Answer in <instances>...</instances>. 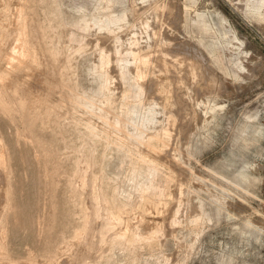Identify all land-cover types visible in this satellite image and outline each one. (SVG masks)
Returning <instances> with one entry per match:
<instances>
[{
    "label": "rangeland",
    "instance_id": "obj_1",
    "mask_svg": "<svg viewBox=\"0 0 264 264\" xmlns=\"http://www.w3.org/2000/svg\"><path fill=\"white\" fill-rule=\"evenodd\" d=\"M22 2L0 264H264V0H0V70Z\"/></svg>",
    "mask_w": 264,
    "mask_h": 264
},
{
    "label": "bare ground",
    "instance_id": "obj_2",
    "mask_svg": "<svg viewBox=\"0 0 264 264\" xmlns=\"http://www.w3.org/2000/svg\"><path fill=\"white\" fill-rule=\"evenodd\" d=\"M27 1V0H26ZM25 8L26 6L23 4H19V12L18 15H21V21H22V24H21V28L19 27L21 33H19L18 35H21V39H20V43L19 44H16V45H11L9 46L8 50H6V55H5V58H4V62L7 66V70L4 71V69L0 70V106L2 107V105H6L8 104V106L11 104V106H13L14 104V107L15 106H23L24 108V111H27V113H31L33 114V112H36V110H41L46 108L47 106L49 107V105L51 104L50 101H48V98L46 97H43L44 95H35L33 94L32 91H30V89L28 88V82L26 79L23 78V80H20L18 78H15V79H12L9 81V79L13 78V77H8V75L10 74L9 72H11L10 70H13V69H17L18 71L19 70H22V67L27 63H35L33 62V57L35 55H38V54H41L43 50H40L42 47H40V49L38 48H33L32 47V44L34 43H31V37L30 36H23L25 35V33H23L22 35V31L24 32L25 27L27 24L24 25L23 23V15L25 14ZM18 9V8H17ZM27 10V9H26ZM27 16V15H26ZM20 17V16H19ZM28 17V16H27ZM25 18V17H24ZM20 21V20H19ZM26 23V22H25ZM29 28V27H28ZM26 31V30H25ZM28 34V33H27ZM31 34V33H30ZM8 35V34H7ZM2 36V35H1ZM17 38V39H18ZM37 42V41H36ZM16 43V42H15ZM40 45V44H39ZM37 46V45H36ZM3 55V56H4ZM2 57V56H1ZM2 58V59H3ZM38 59V58H37ZM36 59V63L35 64H40V58L37 60ZM10 69V70H9ZM17 70H15L17 72ZM14 71V72H15ZM12 73V72H11ZM54 73V72H53ZM13 75V74H12ZM58 75V74H57ZM10 76V75H9ZM17 76V75H16ZM53 78V76H52ZM51 80H54V79H51ZM41 82V81H40ZM51 82V81H50ZM54 82V81H53ZM42 83H45V85H47L48 83V80L47 79H43V82ZM52 84V83H51ZM54 84V83H53ZM47 87H49V85H47ZM50 87H52V85H50ZM58 87V86H57ZM51 89V88H50ZM54 90V88H53ZM46 91H48V88L46 89ZM46 95V94H45ZM2 104V105H1ZM53 106V104H52ZM55 106V105H54ZM53 106V107H54ZM7 106H3V108H5ZM51 107V106H50ZM49 109V108H47ZM52 109V108H50ZM44 111V110H43ZM38 113V112H37ZM36 113V114H37ZM4 149V148H3ZM6 153V152H4ZM4 153H0V174L4 177L5 175V166L7 165V161H6V155ZM8 154V153H7ZM152 164L151 166L155 167V165L153 163H150ZM165 177V176H164ZM169 177V176H168ZM167 178V177H166ZM165 178V179H166ZM164 180V179H163ZM162 180V181H163ZM171 180V178L169 179ZM168 182V181H167ZM166 182V183H167ZM170 182V181H169ZM168 182V183H169ZM164 183V182H162ZM167 183V184H168ZM160 185H161V182H160ZM160 185H157L155 187V191L157 193V191H160L161 189V186ZM164 186H165V183H164ZM163 187V186H162ZM167 187V185H166ZM165 189V187H163ZM163 192V190H162ZM159 193V192H158ZM157 193V194H158ZM161 193V192H160ZM6 194V193H5ZM162 194V193H161ZM120 217V216H119ZM122 218V217H121ZM118 219V218H117ZM89 220V219H88ZM139 225V224H138ZM88 227V226H87ZM92 227V226H91ZM86 228V227H85ZM2 232V231H1ZM87 232V230H86ZM80 234V233H78ZM94 235H96L94 233ZM90 236V235H89ZM92 236V235H91ZM2 234L0 233V240L2 241ZM94 241V240H93ZM79 242V241H78ZM94 244V243H93ZM100 244V243H99ZM98 244V245H99ZM3 246V245H2ZM92 246V245H91ZM97 247V246H96ZM1 248V247H0ZM0 251H3L2 249ZM98 253V252H97ZM2 254V253H1ZM4 255V253H3ZM1 257V256H0ZM3 257V256H2Z\"/></svg>",
    "mask_w": 264,
    "mask_h": 264
}]
</instances>
